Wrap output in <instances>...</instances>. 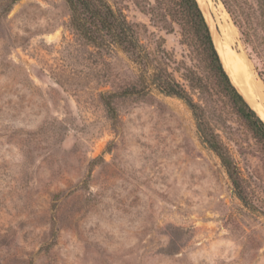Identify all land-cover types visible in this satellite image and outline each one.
Here are the masks:
<instances>
[{
	"label": "rangeland",
	"instance_id": "obj_1",
	"mask_svg": "<svg viewBox=\"0 0 264 264\" xmlns=\"http://www.w3.org/2000/svg\"><path fill=\"white\" fill-rule=\"evenodd\" d=\"M197 1L216 50L226 13L238 33L232 50L264 85L235 24L264 38L257 0H225L233 16L223 0ZM122 6L142 43L160 46L158 60L203 108L250 207L200 143L188 106L145 90L121 50L87 44L64 0H0V264H264V142L194 40L176 24L170 33L157 27L130 0ZM228 77L264 122V100Z\"/></svg>",
	"mask_w": 264,
	"mask_h": 264
},
{
	"label": "trees",
	"instance_id": "obj_2",
	"mask_svg": "<svg viewBox=\"0 0 264 264\" xmlns=\"http://www.w3.org/2000/svg\"><path fill=\"white\" fill-rule=\"evenodd\" d=\"M10 5L18 0H8ZM70 12L71 28L89 45L99 49H119L138 66L141 74L140 81L145 90L154 88L166 97L182 100L190 109L197 126L200 143L213 152L220 160L221 165L231 181L237 198L246 207H250L242 183L241 174L231 159L228 150L222 144L215 130L206 120L203 108L194 102L193 97L174 76L167 67L158 60L160 46L156 45V51H150L142 43L138 26L131 23L122 6V0H64ZM132 4L143 14L149 15L150 20L167 33L173 31V26L178 25L183 36L188 40H194L204 51L211 71L216 78L219 87L232 103L237 114L264 142V122L250 107L244 97L231 83L226 68L224 70L221 56L216 50L209 26L197 0H130ZM226 5L225 0H223ZM261 18L264 19V0H257ZM227 7V5H226ZM231 16L233 13L230 12ZM244 43L251 47V52L258 61V74L264 82V38L257 33L251 24L244 29L235 20ZM236 28V27H235ZM219 54V55H218ZM161 55H165L162 52ZM220 56V57H219ZM225 67V66H224ZM152 69L154 74L149 75ZM191 89L203 93L204 84L199 78H192ZM133 92H124L130 96ZM104 106L110 116L115 111L110 101V96L102 97Z\"/></svg>",
	"mask_w": 264,
	"mask_h": 264
},
{
	"label": "bare ground",
	"instance_id": "obj_3",
	"mask_svg": "<svg viewBox=\"0 0 264 264\" xmlns=\"http://www.w3.org/2000/svg\"><path fill=\"white\" fill-rule=\"evenodd\" d=\"M227 17L226 13H222V19L225 23L221 27V43L218 44L217 50L234 84L248 97L258 96L263 101L264 93L261 92H264L263 83L260 80L256 81L251 64L245 54L235 52L231 48L232 44L236 42V35L238 33L237 29L227 22Z\"/></svg>",
	"mask_w": 264,
	"mask_h": 264
},
{
	"label": "water",
	"instance_id": "obj_4",
	"mask_svg": "<svg viewBox=\"0 0 264 264\" xmlns=\"http://www.w3.org/2000/svg\"><path fill=\"white\" fill-rule=\"evenodd\" d=\"M218 53V52H217ZM219 55V54H218ZM220 57V56H219ZM221 60V59H220ZM221 63H222V61H221Z\"/></svg>",
	"mask_w": 264,
	"mask_h": 264
}]
</instances>
